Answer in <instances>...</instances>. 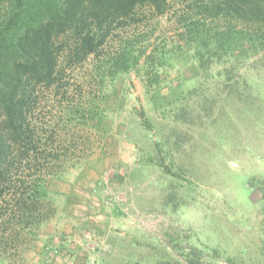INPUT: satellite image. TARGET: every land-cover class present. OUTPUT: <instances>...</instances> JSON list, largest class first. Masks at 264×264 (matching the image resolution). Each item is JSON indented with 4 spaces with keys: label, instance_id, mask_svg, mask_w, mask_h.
I'll return each instance as SVG.
<instances>
[{
    "label": "rangeland",
    "instance_id": "obj_1",
    "mask_svg": "<svg viewBox=\"0 0 264 264\" xmlns=\"http://www.w3.org/2000/svg\"><path fill=\"white\" fill-rule=\"evenodd\" d=\"M171 3L163 16L141 9L124 31L172 50L155 85L141 63L119 75L103 101L92 95L101 115L86 127L63 110L82 100L75 77L90 65L70 74L69 95L38 94L47 148L69 158L48 177V217L11 264H184L177 244L208 264H264V49L201 70L178 49L184 2ZM52 159L46 169L63 164Z\"/></svg>",
    "mask_w": 264,
    "mask_h": 264
},
{
    "label": "trees",
    "instance_id": "obj_2",
    "mask_svg": "<svg viewBox=\"0 0 264 264\" xmlns=\"http://www.w3.org/2000/svg\"><path fill=\"white\" fill-rule=\"evenodd\" d=\"M180 1L184 6L177 35L183 46L178 49L189 51L201 70L225 56H248L264 49V25L259 23L264 22V0ZM145 7L163 16L172 3L0 0V264H11V257L14 262V255L22 252L21 239L48 217V177L57 176L69 158L67 151L47 148L52 133L36 119L38 94L48 90L54 98L69 95L70 74L90 65L89 76L75 77L80 89H87L82 100L68 103L63 110L66 122L73 119L86 127L101 115L92 95L99 94L97 101H103L105 88L119 75L139 73L141 63L151 78L145 87L155 85L158 68L172 50L152 47L149 39L142 42L145 35L124 34L141 21L144 13L139 11ZM223 15L229 20L221 26L218 20ZM51 156L63 164L51 162L54 170L46 169ZM176 248L184 264L209 263L195 249L179 244Z\"/></svg>",
    "mask_w": 264,
    "mask_h": 264
}]
</instances>
